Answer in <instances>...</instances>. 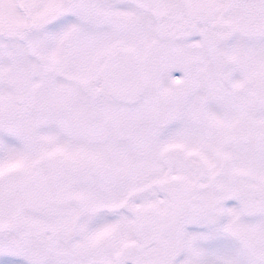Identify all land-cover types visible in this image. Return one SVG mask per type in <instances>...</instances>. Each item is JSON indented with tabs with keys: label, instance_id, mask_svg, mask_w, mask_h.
Segmentation results:
<instances>
[{
	"label": "snow or ice",
	"instance_id": "1",
	"mask_svg": "<svg viewBox=\"0 0 264 264\" xmlns=\"http://www.w3.org/2000/svg\"><path fill=\"white\" fill-rule=\"evenodd\" d=\"M0 264H264V0H0Z\"/></svg>",
	"mask_w": 264,
	"mask_h": 264
}]
</instances>
